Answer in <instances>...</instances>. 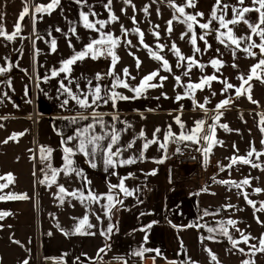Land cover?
<instances>
[{
    "label": "crops",
    "instance_id": "0c3cea01",
    "mask_svg": "<svg viewBox=\"0 0 264 264\" xmlns=\"http://www.w3.org/2000/svg\"><path fill=\"white\" fill-rule=\"evenodd\" d=\"M50 2L51 0H0V26L8 34L15 31L17 23L21 26L20 34L12 41L0 36V67L11 65L9 71L0 74V117H7V119H0V125H3L0 127V176L12 173L15 177L13 183L9 184L7 188L0 190V196L27 194L29 197L24 200H0V212H12L13 216L17 217L18 220V216L21 215L22 211H26L30 204H46L52 209L53 206L59 205V216L57 218L60 224L59 227L54 229L51 225L53 220L47 219L45 220V229L41 230V227L35 228L33 236L48 237L52 232L57 235L56 231L59 237H62L63 246H67V249L64 248V250L77 254L85 252L78 249L79 244L83 240L80 238L84 235H73L71 233L79 219L84 217L83 212L87 213L88 211L85 208L82 209L81 202L72 197H66L65 202L60 204L55 195L58 192L57 185L62 184L69 192L75 189H83L84 192L91 189L95 194L99 195L108 193L110 184H119L121 178L127 177L124 180L125 187L129 190H134L135 194L125 197L118 188L113 190L112 194L114 196L118 195V198L122 201V203L116 204L114 210L112 209L113 211L110 213V215L116 216L118 224L116 225L121 229H129L133 227L132 222H143L142 225H147L148 222L165 220L169 203L168 184L172 181L175 168L181 164L175 162V159L170 156L173 155L174 147H179V144L169 140L166 159L164 158V150L160 149L158 144H152L144 151L143 160L137 159L134 164L117 165L115 168L108 167L107 169L102 153H98L94 158V162L97 165L95 168H92L88 162L93 159L92 157H84L83 154L77 153L73 157L75 166L83 170L86 180L76 177L75 174L65 176L61 172L57 179V184L48 187L47 184L41 183L49 169L46 167V162L40 159V147L51 148L53 150L50 158L51 165L55 168H61L63 166L62 157L65 146L62 141L67 140L68 136H75L78 129L92 122L90 116L89 119L82 120L79 119V115H89L93 109L80 108L75 101L68 97L67 93L63 95L58 93L60 80L63 79L64 84L70 87L74 93L79 91L76 87L77 83L80 86V90L87 91V80H92V86L94 87L97 83L94 79L95 75L97 73L103 75L111 67L110 57L102 56L96 60L89 57L74 64L71 75L67 79L64 78L65 74L61 73L59 77L45 80V77H50L51 70L61 67V61L72 56L74 51L82 50L91 39L98 38V35L84 38L85 28L82 26L80 17L75 15L78 12V9L75 8L78 5L75 0H60V5L51 14L35 12L36 6H46ZM25 7L29 9V12L24 16L23 20H20V15ZM81 11L84 10L81 9ZM94 19L96 17L92 18V20ZM73 26L77 29L76 34L79 33L78 36L70 34L71 39L78 37V42L73 45V51L68 50V46H64L63 48L60 47L56 53L45 52L44 46L46 44H50L52 39L60 43L62 32L63 35L68 34L70 32L69 29ZM237 27L240 31L239 36L250 34V29L244 23L237 24ZM261 27H264V25H261ZM57 29H60V31H57ZM83 38L87 41L84 42ZM253 40L256 43H260L257 36H254ZM37 45H39V49ZM220 46L222 52L218 54L210 52L207 59L197 56L198 61L206 65L203 71L199 68H197V71L201 72L203 76L215 74L219 77V80L213 81L211 88L205 87L200 95L195 93L194 100L190 97H185L180 101H176V95L184 92L183 90L180 91V88H174L177 84H164L163 81L157 82L153 80L150 83H162L163 86L148 88L146 93L138 99L118 101L115 108L111 102L106 105L100 104L99 107L94 106L96 112L105 114L103 119L109 127L114 123L118 130L127 129L126 131H121L119 145L126 149L123 151L121 159L139 157L143 143L146 139L150 140L153 138V133L156 132L157 128L160 131L156 133V137L160 142H164V136L168 131L169 125H171L172 132L178 136L182 129L175 123L174 118L177 115L181 117L185 130L193 128L197 120H205L206 131L208 125L217 123L215 139L223 143L214 145L209 158L214 161L222 160L223 163H226L225 167L231 163V157L247 156V153L242 151L245 146L250 149L254 146L257 151L264 152V144L261 143V141H264V131H261V128L264 127V124L261 123V117L264 114V83L255 78L250 82L252 100L257 102L253 103L247 98V95L237 97L235 88L222 93L224 85L220 82L226 79L228 83L239 87L242 82L237 77L241 74L244 75L241 61L251 59L252 64L254 60L257 63L261 58L259 49H252V51L257 53L254 57L248 56L240 50L233 56L232 51L228 47L221 44ZM244 46H247V42L242 43V47ZM239 52L243 54H239ZM203 56L206 57L207 54L204 53ZM214 58L223 61V66L219 72L209 63ZM233 64L238 67H233ZM120 70L122 69L116 63L115 73L123 78V73ZM257 73L264 77V71L259 70ZM70 81L72 82L70 83ZM127 82L130 86H138L140 84V82H136L131 78H128ZM99 83L102 88L105 85L111 86L113 78L105 76ZM116 91L129 97L134 95L132 91L123 87H117ZM212 92L216 94L213 96ZM4 93H7V95L5 96ZM205 98L208 99L205 105L207 112L195 106V104L205 103ZM226 98H231V103L226 108L219 110L223 112V115L220 117L219 122H215L212 117L217 113L216 105ZM64 99H68L69 103L67 106L61 107ZM91 99L92 97L89 96V101ZM113 116L118 117V119L114 121ZM72 117H77L75 123L72 122ZM220 124L228 125L230 130L226 131L219 127ZM100 131V127L97 126L96 132L99 133ZM141 131L145 134L143 138L139 135ZM16 133H24V135L18 136L16 140H9L8 143H3L8 137ZM244 141L249 143L245 145ZM130 142L134 143L131 148H127ZM76 143L77 141L73 140L67 146L74 147ZM104 143L106 144L107 141ZM202 144H204L203 141L199 145L192 143L196 151L200 149V146H203ZM169 145L170 148L168 147ZM161 159H163V163H158L157 161ZM225 159L227 161H223ZM251 159L259 164L260 167L247 166L241 170V176L238 178L239 182L244 178H248L251 183L241 187L242 192L239 193L240 195L237 199L242 204L246 200L243 195L246 192L250 195L249 199L255 205H262L264 204V191L257 193L254 189L260 188L264 190V155H261L257 160L254 154ZM169 166L173 167L172 174L168 172ZM153 170H155V175L151 174ZM226 179L229 180L228 178ZM89 181L90 184L87 183ZM231 181L238 182L237 178ZM6 182V180H0V183ZM86 184L87 187H85ZM211 193H213V189ZM214 197H217L218 201L211 205L228 204V199L223 198L221 194ZM209 201L210 199H207V202ZM85 203L88 202L86 201ZM106 203V199H102L96 204L104 205ZM46 214L52 217L55 216L52 214L51 209H48ZM88 218L89 221L97 219L92 214H89ZM234 218L223 219L225 222L224 226L227 227L226 222L231 219L237 223L235 226L228 225L230 230L237 228L242 232L247 228L244 227L246 223L241 212L238 217ZM208 220L212 221L211 219ZM258 220V216L254 217L250 224L253 226V222H258ZM3 221L4 219L0 220V225H2L1 222ZM221 221L219 220V222ZM258 226L259 224L257 223ZM206 228L207 231L209 228L218 230L220 229V223L207 224ZM64 232H68L69 235L66 236ZM243 232L246 231L244 230ZM106 236L109 237L110 233H107ZM207 237H209L208 234ZM212 237L214 239H208V241L219 242L222 240L220 236L221 240L215 235H212ZM239 241L240 243L243 242L242 238ZM40 248L42 250L41 244ZM0 259L4 260L0 261V264H23L25 260L28 261V264H72L65 261L64 258H61L62 260L59 263L48 260L31 263L28 260L29 257L17 261H7L3 253L0 254Z\"/></svg>",
    "mask_w": 264,
    "mask_h": 264
},
{
    "label": "rangeland",
    "instance_id": "374dc122",
    "mask_svg": "<svg viewBox=\"0 0 264 264\" xmlns=\"http://www.w3.org/2000/svg\"><path fill=\"white\" fill-rule=\"evenodd\" d=\"M107 3L108 0H87L86 5L78 4L75 7L78 9L76 14L72 13L80 17L79 13L81 9L85 12H95L96 19L94 20H108L112 13L119 17L116 22L109 23L104 28V31L121 37V43L114 51L116 54H119L117 55L119 57L117 66L122 69L120 70L122 73L127 68L131 76L135 77L134 81L136 82H140V79L144 75L157 70H159V75L154 81L160 82L159 77L166 76L167 79L163 81L164 84H177L175 76H181V84L183 85L189 82L196 83L200 81L203 75L197 71V67H193L188 76L183 75L186 65L185 67H177V57L171 51V45L175 43L186 57L194 55V47L189 42L191 33L181 39V34L187 31L185 24L173 20L171 25L172 32H168L167 22L172 20L175 14V10L169 6L168 0H131V4H126L124 0H111V13L105 8ZM174 3L182 6L185 0H174ZM214 4L215 0H196V7L186 8L185 11L191 14L202 12L204 14L203 17H197V19L200 23H205L210 18ZM221 4L229 5L226 10V20L233 18L232 6H240L238 5V0H221ZM146 6L148 7L147 13L143 11ZM251 6L252 0H244L243 7ZM133 16L135 17V22L132 20ZM245 17L249 19V23H255L258 19V13L252 11L246 13ZM92 18L90 15L89 19L92 20ZM121 25L129 30L126 37L122 36ZM212 27L218 28V21H213ZM230 27H233L236 36L240 35L237 25H230ZM133 28H139L144 34V44H147L149 48L158 52L159 55L169 62L172 69L171 72L163 69L162 61L151 57L149 50L140 43L139 34L131 31ZM195 30L197 46L201 48V53L195 54L197 60V56L207 59L210 52L216 54L222 52L220 43L217 40V32L212 31L206 37L211 48L205 50L204 41L199 39L205 30L200 29L198 25H196ZM154 32L160 33L158 38L154 36ZM68 34L63 35L62 32L60 43H57L55 52L51 51V43L44 46L45 52L56 53L60 47L63 48L64 46H68V50L73 51V47L69 46V41H71L72 46L78 41L77 38H70V32ZM76 35L78 36L79 33ZM92 35L96 36L99 34L96 31L85 29L84 38ZM84 38L83 40L86 42L87 40ZM126 40H130L131 45H128L125 42ZM158 44H162L165 47L159 49L157 47ZM37 48L39 49V45H37ZM217 49H219V52L216 51ZM204 53L207 54L206 57L203 56ZM239 54L243 53L239 52ZM137 58L140 61L139 68H137L136 64ZM241 63L246 78L256 60H254L253 64L251 59L241 61ZM174 88H180V91H184L183 87L177 85ZM201 92V90H197L195 93H199L200 95ZM205 143L202 145L205 146ZM248 143L244 141L245 145ZM203 146H200V148ZM176 149L174 147L172 151L173 155L170 157L177 160L178 153ZM249 150L250 148L245 146L242 151L248 153ZM197 151L201 157L196 162H181L182 164L177 165V168H175L172 181L168 184L169 203L167 205V217L165 220L148 222V224L146 223L147 225H142L143 222H132L133 227L121 229L117 226L116 216L110 215L111 219H109L105 215L106 210H103L102 204L98 205L95 203L93 205L85 203L83 205L81 203L82 209L85 208L88 211L87 213L83 212V216L92 214L95 217L99 216L100 219L89 221L94 227L86 231L92 232L94 235L82 236L80 239L83 240L79 244L78 249L85 252L75 254L64 250V248L67 249V246H63L62 237L60 238L56 231L57 235H54V232H52L48 237L33 236L35 228L41 227V230L45 229V220L47 219H52V227L54 229L57 228L60 206L55 205L52 209L46 204H30L28 207L26 206L27 210L22 211L21 215L18 216V220L17 217L13 216L12 212H9L11 214L4 217V221L1 222L2 227H0V254L3 253L7 261H17L29 257L28 260L31 263L34 261L43 262L44 260L59 263L62 260L61 258H64L65 261L72 264H217V262L218 264H242L245 260H248L250 264L253 261L254 264H264V253L250 250V245L255 244L259 247V239L264 235V211H257V209H261L262 205H255L254 208L246 200L240 204L237 198L240 195L239 193L242 192V188H237L232 184L218 185L219 180H227L226 178L229 181L237 178L239 182L238 178L241 176V170L251 165H240L238 163L231 168H227L225 167L226 163H223L222 160L214 161L209 157L207 163H205L203 153L199 150ZM223 161H227V159ZM221 167H224V171L220 170ZM204 188H207L208 191H203L202 189ZM212 189L213 193H211ZM87 192L85 190V195H87ZM220 194L223 198L228 199V201L226 200L227 205H232L233 207H226L225 203L211 205L218 201V198L214 196ZM249 198L250 195H248ZM207 199H210V201L207 202ZM48 209H51L52 214L55 215L54 217L46 214ZM225 209H229L230 211ZM206 211L208 215H205ZM240 212L246 223H243L244 227H247L244 229L246 232H243L244 230L241 232L240 229L237 231V228L230 230L228 224L226 228L233 239L238 241L242 238L241 233L255 237V239H249L247 244L241 242L234 248L231 241L219 229L215 232L207 231V224H218L220 223L219 220L223 221L225 218L238 217ZM257 216L259 217V222L254 221L252 226L250 223ZM257 223L259 224L258 227ZM110 224L115 226L110 236L107 237L106 230ZM148 225H151V227L148 228ZM188 225L193 226L189 227ZM207 234L208 236L215 235L219 240H222L219 242L208 241L206 238ZM145 237H147V240H145ZM69 239L74 240L73 238ZM16 241H19V243H16ZM102 248L104 251L99 252ZM239 248H243L244 252H240ZM142 249H151L152 251L145 252L143 257L136 255ZM156 250H158V254ZM213 255H215L216 260L212 259ZM0 261L4 260L0 259Z\"/></svg>",
    "mask_w": 264,
    "mask_h": 264
},
{
    "label": "snow or ice",
    "instance_id": "6c2138e0",
    "mask_svg": "<svg viewBox=\"0 0 264 264\" xmlns=\"http://www.w3.org/2000/svg\"><path fill=\"white\" fill-rule=\"evenodd\" d=\"M77 4H87V0H75ZM126 4H131V0H124ZM169 6L173 7L175 10V14L173 15V19L169 20L168 23V32H172V23L173 20H176L180 23H183L186 25L187 31L181 34V39H183L185 36H188L189 33H191L189 42L194 47V55L190 57L184 56L180 49L173 43L171 45V51L174 53V55L177 57V67H185L186 70L184 71L183 75L188 76L191 69L193 67L199 68L201 71L206 67L205 64L200 63L196 59L197 53H201V48L197 46V35H196V25L199 26L200 29L205 30L202 35H200L199 39L204 41L205 44V50L208 48H211V45L208 44V41L206 37L212 32L215 31L218 33L217 40L221 45H225L228 47L231 51L233 56H235L236 52L238 50L243 51L248 56H256L257 53L252 51V49H259V55L261 58L258 60L256 64H254L247 77L243 74L238 76L237 78L241 80V85L239 87L234 86L231 83H228L227 80L220 81L224 87L222 89V93H226L229 91V89L235 88V94L236 96L240 95H247V98L252 101L253 103H257L256 101L252 100L251 97V81L255 79L261 80L262 83H264V77H261L258 75L257 70L260 69L264 71V27H261V25H264V0H252V6L251 7H243L244 0H238V6H232L233 11V18L226 20V10L228 9L229 5L227 4H221V0H215V4L213 5L212 11L210 13V18L205 23H200V21L197 19V17H203L202 12H197L195 14L187 13L185 11L186 8H194L196 7V0H185V3L180 6L176 5L174 3V0H168ZM60 5V0H51V2L48 5H38L35 8L36 13H42L46 12L48 14H51V12ZM134 7V5H133ZM105 8L108 9V11L111 13V0H108V3L105 5ZM219 10V15H218ZM143 11L145 13L148 12V7L146 6ZM255 11L258 13V19L255 23H249V19L245 17L246 13ZM29 12V9L25 7L23 9V12L20 15V20L24 19V16ZM80 15V21L82 22V26L85 29L96 31L99 35L97 39H91L90 42L84 46V48L80 51H74L73 55L70 56L68 59L61 61V67L59 69H53L51 70L50 77H45V80L50 78H56L61 75V73H64V78L67 79L72 72V66L76 64L79 61H83L86 58H91L93 60L99 59L101 56H106L111 58V67L110 70L105 74L97 73L94 77V79L97 81L96 85L92 86V80H87V91L80 90V86L77 83L76 87L79 90L78 92H73L72 89L64 84L63 79L60 80V87L58 89V93L63 95L67 93L68 97L75 101L77 105H79L80 108L83 109H93L92 112L89 113V115H79V119L87 120L89 119V116L91 117L92 122L84 126L83 128H80L76 131L75 136H68L67 140H63L62 143L65 145L63 148V166L61 168H55L52 167L50 158L52 149L51 148H45L44 146H41L40 151V159L43 162H46V167L49 169L48 173H45L44 179L41 181V183L47 184L48 187H51L53 184H57V179L62 172L65 176H71L75 174L78 178H83L86 180V177L84 176V172L82 169H79L75 166V161L73 157L77 154H83L84 157H92L93 159H90L88 162L90 163L92 168L97 167L96 163L94 162V158L98 153H102L104 157V164L106 166V169L108 167L115 168L117 165H130L137 162V159L143 160L144 159V151H146L150 145L152 144H158L159 148L164 150L165 152V159L167 158L166 152H167V145L169 140H173L177 144L183 143L185 141L192 142L194 144H201V142H206L205 146L198 149L203 153L204 156V162L207 163L209 154L211 153L212 148L215 144H222V141H218L215 139L216 134V127L217 123H213L211 125H208L207 131L205 130V120H197L195 121V126L189 130H185L184 123L181 120V117L177 115L174 120L175 123L180 126L182 131L177 136L175 133L171 130V125L168 127V131L166 132L164 136V142H160L158 138L156 137V133L160 131L159 128L156 129V132L153 133V138L150 140H145V142L142 145V151L139 155V157H129L127 159H121L122 153L124 150H126L123 146L119 145L121 131H126L127 129L118 130L115 126V124H111L109 127L105 120L103 119L104 113L96 112L94 110L95 107H99L100 104H108L109 102L112 103L113 107L115 108V105L118 101H127L129 99H138L143 94L146 93L148 88H156V87H162V83L156 84V83H150L153 81L158 75L159 70L153 71L149 73L147 76H144L138 86H130L127 82L128 78L135 79V77H132L129 70L125 68L123 70V78H121L120 75H117L115 73V65L119 61V57L116 55L114 49L117 48L121 43V37L114 36L111 32H105L104 28L112 22H116L119 17H117L114 13H112L108 20H91L89 19V16L92 17L96 16L95 12H84L81 11L79 13ZM133 22H135V17H132ZM218 21L219 27L213 28L212 22ZM243 22L248 29H250V34L244 35V36H236L233 27H230V25L235 26L239 23ZM99 25V27H97ZM158 27V26H157ZM122 30V36L126 37L128 33V29H125L123 25H121ZM223 30V31H222ZM57 31H60V29H57ZM70 33L72 35H76L77 29L75 26L71 27L69 29ZM134 33L139 34V40L140 43L143 44L145 48L149 50V54L153 59H156L158 61H162V67L164 70L171 72V66L169 65V62L161 55L158 54V52L153 51L147 44H144V34L140 31L139 28H133L131 30ZM21 32V26L19 23L15 25V31H13L11 34H8L2 26H0V36L6 37L7 40L12 41L14 40ZM154 36L157 38L159 37V32H154ZM257 36L259 37L260 43H256L255 40H253V37ZM78 38V37H77ZM128 45H131L130 40L125 41ZM247 42V46L242 47V43ZM69 46L73 47L71 44V41H69ZM157 47L159 49H163L165 46L162 44H158ZM57 48V41L55 39L51 40V51L55 52ZM219 52V49L216 50ZM211 66L216 69L217 72L220 71L221 67L223 66V61L214 58L210 60L209 62ZM137 68L140 66V61L137 58L136 61ZM233 67H238L237 65L233 64ZM11 65L8 67H0V74L9 71ZM105 76L112 77L113 78V84L111 86H101L99 83L101 80L105 78ZM177 86L183 87L184 92L183 94H177L175 97L176 101H180L184 99L185 97H190L193 100L195 99V92L197 90H203L205 87L211 88L212 82L219 80V77L215 74L212 75H206L202 76L199 82L193 83L189 82L186 85L181 84V76H175L174 77ZM160 81H164L167 79L166 76L159 77ZM72 81H70L71 83ZM247 85V87H245ZM117 87H123L125 89H129L134 93L133 96L129 97L127 95H124L121 92L116 91ZM216 93L212 92V95L214 96ZM6 96L7 93H4ZM89 96L92 97L91 101H89ZM30 102V101H29ZM208 102V99L205 98V103H199L195 104L196 107H199L201 110H204L207 112L206 109V103ZM69 103L68 99H64L61 107L67 106ZM231 103V98H226L222 101H220L216 105L217 113L212 119L215 122L220 121V117L223 115L222 111H219L221 109L226 108ZM0 119H7V117H0ZM72 122L75 123L77 121V117H72ZM118 117L113 116V120H117ZM261 123L264 124V114H262L261 117ZM3 125H0L2 127ZM97 126L100 127L101 131L98 133L96 132ZM219 127L225 129L226 131H229L228 125L226 124H220ZM261 131H264V127L261 128ZM24 133H16L12 136L8 137L3 143H8L9 140H16L18 136H22ZM141 138L145 136L144 132L141 131L139 134ZM76 140L77 143L74 147L67 146L70 141ZM107 141L105 144L104 142ZM134 142H130L127 145V148H131ZM262 144H264V141H261ZM115 149V150H114ZM176 152H180V148L177 147ZM255 154L256 159L258 160L261 155H264V152H259L255 149L253 146L247 153V156H233L231 157V163L227 165L228 168H231L233 165L242 163L245 165H251L253 168L260 167L259 164L255 163L251 158ZM35 159V157H33ZM158 163H163V159L157 161ZM221 171H224V167H221ZM50 173V174H49ZM152 175H155V170L151 173ZM127 179V177L121 178L119 184H110L109 185V192L105 194H95L91 189L88 190L87 195H85V192L83 189H75L71 192H69L62 184H58V192L55 194L56 198L59 200L60 204H63L65 202L66 197H72L74 199H78L82 204L86 201L89 204L93 203H99L100 200L106 199L107 203L104 205H101L103 209H105V215L108 216L109 219H111L110 213L111 210L116 206V204L122 203V201L117 196H114L112 194L114 189H119L125 197L133 196L134 190H129L127 187H125L124 180ZM0 180H6V183H0V190L7 188L9 184L13 183L15 180V177L12 173H7L4 176H0ZM90 184V181L87 182ZM221 184H232L237 188H241L243 185H250L251 181L248 178H244L240 182L236 181H229V180H221L219 181ZM87 187V184L85 185ZM203 191H208L207 188L202 189ZM255 192L259 193L261 191H264L260 188L254 189ZM198 194V193H197ZM245 199L247 200V203L252 205L255 208V203L248 199V194L245 192L243 193ZM29 197L27 194H9L8 196H0V200H24L28 199ZM226 207H233L232 205H227ZM257 211H264V204H262L261 209H257ZM9 212H0V220L4 219V217L10 215ZM205 215H208L207 211L205 212ZM100 217L97 216V220H99ZM258 219V218H257ZM259 222V220H258ZM228 225L235 226L236 221L229 219L226 222ZM225 222H220V229L219 231L226 236L232 243L233 247H237L240 241L233 239V237L229 234L228 229L224 226ZM189 227L193 225H188ZM2 227V225H0ZM57 227H59V224H57ZM94 227L89 222L88 215H85L82 219H79L78 223L74 226V229L71 234L76 235H94V233L86 231V229H91ZM113 225H109V227L106 230V233H111L113 231ZM148 228L151 227V225L147 226ZM63 231V229H61ZM209 232H215L216 229L209 228ZM239 231V229H237ZM102 233V234H106ZM64 234L67 236L69 235L68 232H64ZM241 237L244 243H248L249 239H255V237H250V235H244L241 233ZM207 239H214V237L209 236L206 237ZM145 240H147V237H145ZM16 243H19V241H16ZM250 250L252 251H258L264 253V235L259 239V247L257 245L253 244L250 245ZM104 249H100L99 252H103ZM147 251H152L151 249H142L139 252L136 253V255H139L143 257L144 253ZM157 254H158V250ZM240 252H244L243 248H239ZM99 255V253H98ZM155 259V258H153ZM213 260H216L215 255L212 256ZM23 264H28V261H23ZM218 264V262H217ZM242 264H250L248 260H245L242 262ZM254 264V261L252 262Z\"/></svg>",
    "mask_w": 264,
    "mask_h": 264
},
{
    "label": "built area",
    "instance_id": "2783aa9c",
    "mask_svg": "<svg viewBox=\"0 0 264 264\" xmlns=\"http://www.w3.org/2000/svg\"><path fill=\"white\" fill-rule=\"evenodd\" d=\"M199 157H201L200 153L198 151L194 150V148L184 147L178 153V158H177L178 161L176 159H175V161L177 163H181V162L187 163L188 161H195L196 162ZM168 172L170 174H172V172H173L172 166L168 167ZM170 178H171V176H170Z\"/></svg>",
    "mask_w": 264,
    "mask_h": 264
},
{
    "label": "trees",
    "instance_id": "16d2710c",
    "mask_svg": "<svg viewBox=\"0 0 264 264\" xmlns=\"http://www.w3.org/2000/svg\"><path fill=\"white\" fill-rule=\"evenodd\" d=\"M186 145L189 146V147L193 146L191 142L185 141L183 143H180L179 147H183V146H186ZM168 147L170 148V145Z\"/></svg>",
    "mask_w": 264,
    "mask_h": 264
}]
</instances>
